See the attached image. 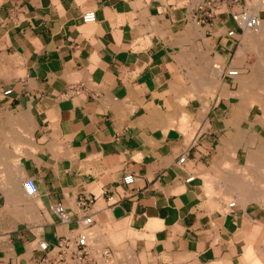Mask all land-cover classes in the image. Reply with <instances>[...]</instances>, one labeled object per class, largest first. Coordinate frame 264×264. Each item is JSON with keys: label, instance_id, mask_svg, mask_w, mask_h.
Instances as JSON below:
<instances>
[{"label": "crops", "instance_id": "1", "mask_svg": "<svg viewBox=\"0 0 264 264\" xmlns=\"http://www.w3.org/2000/svg\"><path fill=\"white\" fill-rule=\"evenodd\" d=\"M171 1L0 0V264H32L30 241L65 235L82 194L94 199L88 239L112 252L110 264L264 261V195L239 199L220 168L225 153L230 173L246 164L255 127L264 138L261 115L238 120L230 97L178 98L193 87L179 65L194 62L196 87H206L200 72L219 53L221 65L245 72L250 46L260 43L233 27L234 7L200 27L185 25L183 0ZM86 11L90 24L80 20ZM183 28L181 38H199L203 48L180 49L172 75ZM230 29L235 38L225 36ZM128 174L133 181L124 184ZM24 179L34 198L23 195ZM52 205L70 225L59 224Z\"/></svg>", "mask_w": 264, "mask_h": 264}, {"label": "built area", "instance_id": "2", "mask_svg": "<svg viewBox=\"0 0 264 264\" xmlns=\"http://www.w3.org/2000/svg\"><path fill=\"white\" fill-rule=\"evenodd\" d=\"M225 1L218 4L217 0H199L194 11L200 13V16L194 17V20L199 23L204 18H211L212 13L218 8H226ZM82 24H90L94 21L92 11H86L81 15ZM229 20L233 27L242 31L244 28H251L255 25L254 17L248 16L243 8L238 11H233L229 15ZM225 36L235 38L233 29L227 30ZM215 67V65H213ZM238 74V69L230 65V62L225 64L220 72V77L225 80L233 81V78ZM10 93V90H4L3 95ZM184 157H179L176 164H181ZM133 181L132 175H125L122 178L124 184H130ZM21 191L24 196L34 198L36 188L30 179H24L21 184ZM110 200V197H107ZM94 199L89 195H79L75 201L74 213L75 218L73 225L70 226L65 235L58 237L53 243L41 240L34 237L30 243L37 253L31 261L32 264H110L112 261V252L107 248H95L91 245L87 233L91 229L93 222L92 206ZM229 206H233L230 203ZM52 213L57 217L59 224L63 226L70 225V218L60 205H52L50 207Z\"/></svg>", "mask_w": 264, "mask_h": 264}, {"label": "rangeland", "instance_id": "3", "mask_svg": "<svg viewBox=\"0 0 264 264\" xmlns=\"http://www.w3.org/2000/svg\"><path fill=\"white\" fill-rule=\"evenodd\" d=\"M217 1H218V4H220V3L222 4V2L225 1L226 4H223V6L225 5L227 7V9L234 7L233 11H238L240 8H243V9L246 10L245 12L247 13L248 16H254V17H257V16L259 17V15L261 14L260 12H262L263 11V8H264V0H248V2H247V0H217ZM171 2H173V0ZM183 2L186 3L187 9L189 11L188 16H187L188 21H187V23L185 25H188L191 22L192 23H195V20H194V17L193 16L196 15V12L194 11V9H195L196 4L199 2V0H183ZM220 9H223V8L222 7L221 8H218L216 11H218ZM195 25L196 24H194V25L191 24V27H195ZM198 25H200V27H202L204 24L203 23H200ZM189 29H191V28H189ZM183 31H184V28H183V30H182V32L180 34H176V36L174 35V37H177L176 39H178L177 42H176V44H178L179 47H180L179 44H181L182 42H186L187 44L184 45V46H182V47H180V48L178 46H176V47H178V50H176L173 53L174 63H173V66H172V75H173L174 70L176 68H178V65H177V63L175 61V56H176V54L178 52H180V49H183L184 48L185 50H187V51L189 50L190 51L191 49H198L199 47H202L203 48V43L201 42V40H199V38L198 39L191 38L193 40L184 41L183 39H185L186 37L181 38L183 36ZM203 31H204V29H203ZM195 32H197V31H195ZM188 34H187V36H193L192 33H189L188 32ZM179 41H182V42L179 43ZM236 46H237V43L234 44V47H236ZM233 49H235V48H233ZM259 50L264 51V47L263 48L261 47ZM259 50L257 49V47L255 49L254 48L251 49V46H250V49L248 51V53L250 55H247V58H246V61H245V65L242 67V69L245 72H241V76L242 77H246L247 79L245 78V80L248 81L249 84L250 83H253L255 80L253 79V76H252V74L254 72L252 70L253 69L252 66L254 65V67H256V69H259L257 73L260 75V78L255 81L256 84H259V86H255L254 88L251 89V91L252 90L253 91L255 90V93L257 94V96L260 98V100L262 102H264V97H262V96H264V85H263L264 84V61H263V58L264 57H262V55L257 54L259 52ZM205 51H207V53L208 52L209 53L211 52L209 49L208 50L205 49ZM218 52H220V51H218ZM209 56H212V55H209ZM192 57H193V59H195L196 58V55H194ZM224 57H225V54H223V52L219 53V55H218V58L219 59L220 58H224ZM183 59H187V56L186 57H182L180 60L182 61ZM180 60H179V62H180ZM229 60H230V58H229ZM211 61H212L211 65H210V68L211 69L210 68H206V69H208L210 71H212V64L213 63H216L214 60H211ZM228 62L229 61H227V63ZM193 64L194 65H191V63H190L189 67L182 66V64L179 65V66H181L179 73H180V75L182 74L181 79L184 80V84L185 83L188 84L187 81H189L190 84L193 83L192 84L193 87H186L185 90L181 91V93L179 94V97H178V98H180L179 102L181 100L182 101H185L187 99H190L189 101L190 102H193L195 100H191V99H195V98L196 99L197 98L208 99V98H212L214 96H216V97H226V98L230 97V98L236 99L238 101L236 110H233V113L236 115V117H239L238 120L245 119V117L247 116V114L249 112H251L254 115V117H256V118L258 117L259 114L261 115V121L258 123V125L264 124V106H259L257 108L256 106L249 105L250 103H248V101L250 99H249V97H248L247 94H244L243 95V98L235 97L234 96L235 95L234 93L237 92V90L239 88V79L238 78L235 79V82L233 81L234 83L232 85L229 81L221 78L220 77V73H219V75L217 77H215V80L213 79L214 82L212 80L211 81L209 80L212 84L215 85V87H213L211 90L208 89V88H206V87H196V85H195L196 81H194V79L196 78L195 75L197 73H196V69H194L196 67H194V66H197V65L194 62H193ZM250 67H251V71H249L250 70L249 69ZM184 68L187 70L186 72H185ZM188 68H190V71H188ZM260 69H261V71H260ZM203 74H204L203 73V70H201V72H200L201 81H203L205 83V82H207V80L206 79H203V77H204ZM260 85H263V86H260ZM223 89H225V92L223 91ZM239 99L242 100L241 103L239 102ZM243 115H245V117H243ZM255 128H254V131L252 132L253 134L251 133V135H255L254 137H256V141H254V145L252 146V148L254 149V148H256V146H258L259 149H261L262 147L264 148V138L258 137V135H261V134H259L260 133L259 131L256 134V131H257L256 129L257 128L256 129ZM230 139H231V137L229 135H227V138H225V140H224V143L228 146L227 147L228 150H229V146H230ZM263 148L260 150L261 153L263 152L262 155L264 154V149ZM250 152L251 153H255L253 151H250ZM224 155H225L226 159H224L222 161L220 168L227 172V177L229 176V178H231L233 176H236V177L239 178V177H241V174L242 173L248 174V177H249V175L251 177V178L249 177L248 179H253L252 182H253V184L255 186V190L256 191L258 190V192L261 193L262 190L260 191V187H262L263 194H264V183H261V181L264 179V176L262 174H260L261 168H264V155H263V160H261L259 163H257L255 161L257 163V164H255V162L249 163L248 161H246V164H244L243 166H241L242 168L241 167H238L237 170H235V172H233V173H230L229 172V169H228V167H229V165L231 163V161H229L230 155H229V153H225ZM251 167H253V168L256 167V168H255V170L251 171L250 170ZM224 168H227V169L225 170ZM256 169H258V170H256ZM255 171L256 172L258 171V172L256 173ZM253 173H256V174L253 176ZM26 198H28V197H26ZM260 257L261 256L255 257L256 258V262H258L257 264H263L264 263V261H261V262L259 261Z\"/></svg>", "mask_w": 264, "mask_h": 264}, {"label": "bare ground", "instance_id": "4", "mask_svg": "<svg viewBox=\"0 0 264 264\" xmlns=\"http://www.w3.org/2000/svg\"><path fill=\"white\" fill-rule=\"evenodd\" d=\"M259 2V1H258ZM261 7V6H260ZM264 9V8H263ZM261 10V9H260ZM244 11H246L245 9H244ZM261 14L259 15V17L257 18V17H254V19H255V25L253 26V27H251V28H248L247 30V32H246V34L248 35V37L250 36V37H252L253 39L252 40H256L258 43H260V46L262 47H264V17H263V15H262V12H260ZM251 17H253V16H251ZM195 23L197 24V22L195 21ZM195 31H198V28H197V25H195V27H194V30H193V32H195ZM243 31V30H242ZM197 33V32H196ZM199 34V33H198ZM242 38V37H241ZM180 42H182V41H179V43ZM250 42V41H249ZM176 44V43H175ZM250 44H252V43H250ZM255 44H256V42L254 43V46H255ZM177 46H178V44H177ZM262 47V48H263ZM256 53V52H255ZM257 54H259V55H262V57H264V51H262V50H259V52L257 53ZM200 58V57H199ZM198 58V59H199ZM221 59H223V58H217V63H215V64H213V65H215V67H213V65H212V71H210V70H208V69H206V68H203L202 70H203V79H206L207 80V82L210 84L211 82V80L213 81V79H215V77H217L218 75H219V73L221 72V69H222V67L225 65H221L219 62H221L222 60ZM221 60V61H220ZM199 61V60H198ZM263 61H264V58H263ZM210 62V61H209ZM260 63V62H259ZM230 65H231V62H230ZM203 66V65H202ZM252 70L254 71L253 72V74H252V76H253V79L256 81V80H258L259 78H260V75L257 73L258 72V70L259 69H256V67H253L252 66ZM211 69V68H210ZM260 71H261V69H260ZM196 76V75H195ZM236 78H238L239 79V88H238V90H237V92H235L234 94V96L235 97H240V98H243V95L244 94H247L248 95V97H249V101H248V103H250L249 105H253V106H256L257 108L259 107V106H264V102H262L261 100H260V98L257 96V94L255 93V90L252 92L251 91V89L252 88H254L255 86H259V84H256L255 83V81L253 82V83H250L249 84V82L248 81H246L245 80V78L246 77H242L241 76V71H239L238 70V74L233 78V79H236ZM247 79V78H246ZM249 79V78H248ZM210 80V81H209ZM207 82H205V86H206V88H208V89H212L213 87H211L213 84L211 83V86H208V83ZM195 85H196V83H195ZM264 85V84H263ZM263 85H260V86H263ZM204 86V85H203ZM227 86V85H226ZM195 90V89H194ZM209 91V90H208ZM223 91L225 92V89H223ZM250 91V92H249ZM227 93V92H226ZM263 95V94H262ZM262 97H264V96H262ZM263 99V98H262ZM182 101V100H181ZM241 101L242 100H240L239 99V102L241 103ZM248 105V106H249ZM250 107V106H249ZM251 108V107H250ZM252 109V108H251ZM251 111V110H250ZM261 111V110H260ZM243 117H245V115H243ZM181 129V128H180ZM253 134V133H252ZM255 135H251L250 136V138H249V140L246 142V144H247V146L249 147L248 149H247V154H246V157H247V159H246V161H248L249 163H253V162H257V163H259L261 160H263V155H262V153L260 152V150L263 148H261V149H259L258 148V146H257V148H255V149H250L251 147V145L253 146V144H254V141H256V137H254ZM240 141H241V138H239L238 139V141L236 142L237 144H235V145H239V143H240ZM259 145V144H258ZM262 146V145H261ZM246 149V148H245ZM264 149V148H263ZM250 151H253V152H255V153H251ZM257 152V153H256ZM255 162V164H257ZM228 165V164H227ZM227 167V166H226ZM261 167V166H260ZM242 168V167H241ZM256 168V167H255ZM255 168H254V170H255ZM225 170L227 169V168H224ZM240 169V168H239ZM256 170H258V169H256ZM246 171V170H245ZM261 172H260V174H262L263 176H264V168H261V170H260ZM241 172V171H240ZM256 172V171H255ZM258 172V171H257ZM256 172V173H257ZM227 173V172H226ZM256 173H253V176L256 174ZM208 176V175H207ZM229 177V176H228ZM249 177H250V175H249ZM248 177V174H245V173H242L241 174V177H236V176H233V177H231V178H227L226 180L227 181H229V183H227V185H228V189H227V191L229 190V192L231 193V194H234V193H237L236 195L238 196V198L239 199H241V200H247L246 198L247 197H249L250 198V196L247 194V193H249V194H251V195H259V198L261 197V199H262V196L261 195H264L263 194V189H262V187H260V191L262 190V192L260 193V192H258V190L256 191L255 190V186H254V184H253V179H248L249 178ZM212 178V177H211ZM246 178V179H245ZM251 178V177H250ZM2 179V178H1ZM215 181V180H214ZM218 181V180H217ZM223 181V180H222ZM212 183V182H211ZM216 183V182H215ZM218 183V182H217ZM220 183V182H219ZM219 183H218V185H219ZM224 183H226L225 181H224ZM261 183H264V179L261 181ZM217 185V186H218ZM221 185V184H220ZM219 187V186H218ZM221 187V186H220ZM219 187V188H220ZM225 186L223 185V188H224ZM225 191H226V188L224 189ZM220 191H223V189H219V192ZM258 192V193H257ZM220 193H222V192H220ZM223 193H225L224 191H223ZM253 193V194H252ZM229 194V193H228ZM247 194V197L245 196ZM225 195V194H224ZM235 195V196H236ZM226 196H227V194H226ZM255 196H253L252 198H254ZM229 197H230V195H229ZM244 197H246L245 199L242 198ZM236 198V197H235ZM257 198H258V196H257ZM258 198V199H259ZM239 199H237V200H239ZM251 200V199H250ZM254 200H257L256 198L254 199ZM248 201H249V199H248ZM253 201V200H252ZM257 201H260V200H257ZM241 202H243V201H241ZM246 202V201H245ZM240 203V202H239ZM249 251H250V249L247 251L248 252V254H246V256L247 255H249ZM251 251H252V249H251ZM256 256L255 255H253V258L252 259H250L249 260V263L248 264H254L255 262H256V258H255ZM222 261V260H221ZM219 262V261H218ZM225 262V261H224ZM222 263V262H221ZM220 263V264H221ZM263 263V262H262ZM216 264V263H215ZM264 264V263H263Z\"/></svg>", "mask_w": 264, "mask_h": 264}]
</instances>
